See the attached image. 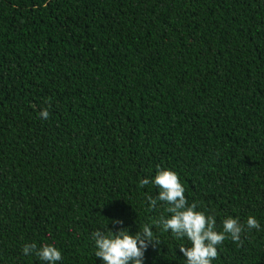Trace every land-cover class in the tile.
<instances>
[{"label":"trees","instance_id":"16d2710c","mask_svg":"<svg viewBox=\"0 0 264 264\" xmlns=\"http://www.w3.org/2000/svg\"><path fill=\"white\" fill-rule=\"evenodd\" d=\"M158 169L217 232L258 221L211 264H264V0H0V264H102L94 231L145 225L143 264H185Z\"/></svg>","mask_w":264,"mask_h":264},{"label":"clouds","instance_id":"9594fccd","mask_svg":"<svg viewBox=\"0 0 264 264\" xmlns=\"http://www.w3.org/2000/svg\"><path fill=\"white\" fill-rule=\"evenodd\" d=\"M39 115L46 120L49 112L44 109ZM150 182L158 187L159 193L156 199L148 197L149 206L155 207L157 201L163 202L166 206L165 211L170 214L167 218L161 216L154 224L165 232L170 230L176 238H186L190 242L189 247H179V251L186 258L185 264H211L218 256L217 245L223 243L225 239H231L238 246L242 245L241 234L245 230L259 228L254 217H248L246 224L229 217L222 222V231L217 232L212 216L196 211L198 206L196 202L189 205L184 196V188L175 172L158 169L152 181L143 179L140 185L143 187ZM113 223L119 225L122 221L116 220ZM109 232L110 234H105L97 230L92 233L94 255L102 264H143L144 252L154 241L153 232L148 225L135 235H129L127 229ZM22 252L26 256L35 255L47 264H56L62 259L61 252L49 244L39 248L35 243L26 245Z\"/></svg>","mask_w":264,"mask_h":264}]
</instances>
